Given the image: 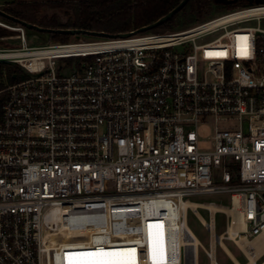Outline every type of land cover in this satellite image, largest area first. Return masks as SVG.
Segmentation results:
<instances>
[{"label": "built area", "instance_id": "2783aa9c", "mask_svg": "<svg viewBox=\"0 0 264 264\" xmlns=\"http://www.w3.org/2000/svg\"><path fill=\"white\" fill-rule=\"evenodd\" d=\"M0 28L14 33L0 65L25 75L0 91V264H57L77 247L89 263L150 264V218L165 233L154 264H199V247L220 264L217 213L222 238L264 234V1L125 37L31 45L24 25ZM212 194L229 205L183 207ZM189 210L208 249L179 229Z\"/></svg>", "mask_w": 264, "mask_h": 264}, {"label": "trees", "instance_id": "16d2710c", "mask_svg": "<svg viewBox=\"0 0 264 264\" xmlns=\"http://www.w3.org/2000/svg\"><path fill=\"white\" fill-rule=\"evenodd\" d=\"M182 1L61 0L47 5L42 2L33 1L20 3V10H5V12L20 20L46 29L43 33L48 34L51 41L58 42L70 39L71 35L58 32V30L65 29L106 32L111 35L136 31L144 26L155 23L176 8ZM244 3L249 4L247 0H230L228 3H221L219 0H189L180 12L157 28L173 29L181 21H185L184 26L188 27L211 17L215 10ZM47 6L64 11L67 20L65 22L61 21L56 13L41 16L43 8ZM0 18L10 23H16L3 16H0ZM2 30L7 31L5 29ZM29 30L40 32L35 29H27V33ZM4 35H0V37ZM0 44H3V42H0ZM24 77V73L18 66L13 64L0 65V91L5 89V81L7 84H13ZM5 99L6 93H0V119Z\"/></svg>", "mask_w": 264, "mask_h": 264}, {"label": "rangeland", "instance_id": "374dc122", "mask_svg": "<svg viewBox=\"0 0 264 264\" xmlns=\"http://www.w3.org/2000/svg\"><path fill=\"white\" fill-rule=\"evenodd\" d=\"M42 2L44 4H50L53 2H57V1H61V0H0V9L5 11V10H20V3L23 2ZM64 1H76V0H64ZM249 4H234L230 7H227L225 9H219V10H215L212 14V16H216V15H220L222 13L228 12L230 10H234L243 6H246ZM220 7V6H219ZM218 7V8H219ZM222 7V6H221ZM56 13L60 20L65 22L67 20L66 16L64 15V11L59 10V9H54L51 8L50 6H47L45 8H43L42 12H41V16L43 15H52ZM185 24V21H181L179 23H177L175 25V27L173 29H160V28H155L151 30V33H163L166 31H176V30H181L183 29ZM5 34V35H4ZM28 37H29V44L31 45H43L46 43H51L53 41L50 40L49 35L43 32H37V31H33V30H29L28 31ZM0 35H4V36H10V35H14V33H11L9 31H4L2 29H0ZM77 35H71L70 39L68 41H58L60 43H66V42H72L77 40ZM83 38H90V35H84L82 34ZM93 37V36H92ZM6 45H10L12 47H19L21 46L20 41H16L15 39H7L4 41ZM5 83L7 84V82L5 81ZM208 129H204L202 130V134L204 136V138L206 139L207 135L205 133V131ZM205 146H208V144H205ZM190 201H194L198 204H207L210 202L215 203L216 205H229L230 203V196L228 194H212V195H200V196H192L188 198ZM218 207V206H216ZM199 213L200 215L208 220L209 217V212L203 209H199ZM187 222L188 225L190 227V229L193 231V233L196 235V237L199 239L201 245L208 249L210 246V237L211 234L210 232H208L206 230V228L204 227V225L202 224V222L200 221V219L198 218L197 214L194 211L189 210L188 211V216H187ZM226 226H227V218L226 215L223 213H217L216 214V227H215V234L217 236L222 237L226 231ZM222 243L238 258V260L240 261L241 264H246L247 263V258H245V256H243V254L240 251V247L239 245L229 239H225L222 238ZM216 253H217V260L220 264H235L234 261L231 259H235L233 256H230L228 253H226L223 249V247L221 246L220 242L216 241ZM231 253V254H232ZM231 257H229L228 255ZM198 259H199V264H210V260L207 258L203 248L199 247L198 250ZM163 260H165L163 258ZM264 260V258H262L261 260H259V263H261ZM236 261V259H235ZM263 263V262H262ZM237 264V262H236Z\"/></svg>", "mask_w": 264, "mask_h": 264}, {"label": "bare ground", "instance_id": "6f19581e", "mask_svg": "<svg viewBox=\"0 0 264 264\" xmlns=\"http://www.w3.org/2000/svg\"><path fill=\"white\" fill-rule=\"evenodd\" d=\"M182 204H183V207L185 209L191 208L193 210L203 206V204H198V203H196L194 201H190V200H183ZM211 206H212V210H218L219 208L222 207V206L215 205V204H213ZM216 206H218V207H216ZM153 221H155V219H153V218H150V219L144 221V237H145V241H146V248L148 251V258H149L150 264H154L161 259L157 255H158V252L160 250L162 251L165 247L164 224H163V222L157 223V222H153ZM188 228L190 229L189 225H186V223H184V225L179 226V229L183 230L185 232L188 230ZM241 228L242 227H239V229H241ZM233 229H234V227H230V233L232 235V238L234 236ZM191 232L193 233L192 230H191ZM221 239H222V237L220 238V244L223 247L224 251L226 253H228L230 256H232V254L229 252L227 247L222 243ZM258 240H259V238L256 237L254 240H251L249 242H242V241H238V240L234 241L239 245L240 249L247 254V256L249 258L248 264H254L255 260L258 256L257 254H260V252L262 251L261 248H260V250H258V248H259ZM177 241L179 242L178 239H176V243H177ZM185 241H187L186 243H188L189 246H192V248L194 245L199 244V242H200L197 237L195 239L189 238L187 240L185 238ZM176 247L178 248V243H177ZM89 262L90 261H89L88 256H87V252L84 249L77 247L74 249L62 250L61 260L57 264H96V262H94V263H89ZM111 263H113V261ZM113 264H116V263H113Z\"/></svg>", "mask_w": 264, "mask_h": 264}, {"label": "water", "instance_id": "95a60500", "mask_svg": "<svg viewBox=\"0 0 264 264\" xmlns=\"http://www.w3.org/2000/svg\"><path fill=\"white\" fill-rule=\"evenodd\" d=\"M189 0H183L176 8H174L171 12H169L167 15H165L164 17L160 18L158 21H156L155 23L148 25V26H144L134 32L136 33H144L147 31H150L152 29H155L157 27H159L160 25L164 24L165 22H167L168 20H170L175 14H177L178 12H180L188 3ZM221 3H228L229 0H219ZM264 0H250V3L253 2H263ZM0 16H3L9 20H12L16 23H20L22 25H24L26 28L28 29H35L38 30L40 32H44L46 31V29L41 28L37 25H33L31 23H28L26 21L20 20L10 14H8L7 12L3 11L0 9ZM58 32L62 33V34H69V35H77L80 36L82 34L84 35H90V36H96V37H117V36H129L134 32H129V33H121L118 35H111L109 33L106 32H97V31H87V30H83V29H65V30H58ZM216 240L218 242H220V237L216 236Z\"/></svg>", "mask_w": 264, "mask_h": 264}, {"label": "crops", "instance_id": "0c3cea01", "mask_svg": "<svg viewBox=\"0 0 264 264\" xmlns=\"http://www.w3.org/2000/svg\"><path fill=\"white\" fill-rule=\"evenodd\" d=\"M258 238H259V240H258V246H259L258 250H260V248H261L262 251L260 252V254H257L258 256H257L254 264H264V260L262 261L263 263L262 262L259 263V260L264 258V234L258 236ZM240 251L243 254V256H245V258H247V263L246 264H248L249 263V258L247 256V254L244 251H242L241 249H240ZM229 252L232 253L230 250H229ZM232 256L236 259V261H235V259L231 258L230 256L229 257L234 261L235 264H236V262H237V264H241L240 261L238 260V258L233 253H232Z\"/></svg>", "mask_w": 264, "mask_h": 264}, {"label": "snow or ice", "instance_id": "6c2138e0", "mask_svg": "<svg viewBox=\"0 0 264 264\" xmlns=\"http://www.w3.org/2000/svg\"><path fill=\"white\" fill-rule=\"evenodd\" d=\"M101 255H107V254H101ZM96 264H111V262L105 261V260H100V261H97Z\"/></svg>", "mask_w": 264, "mask_h": 264}, {"label": "flooded vegetation", "instance_id": "af4514ba", "mask_svg": "<svg viewBox=\"0 0 264 264\" xmlns=\"http://www.w3.org/2000/svg\"><path fill=\"white\" fill-rule=\"evenodd\" d=\"M230 1V0H229ZM248 2H249V4H250V0H247Z\"/></svg>", "mask_w": 264, "mask_h": 264}]
</instances>
